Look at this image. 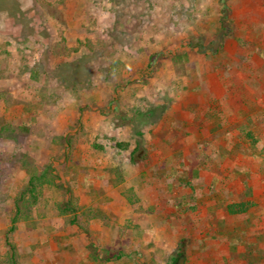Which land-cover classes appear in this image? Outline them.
Segmentation results:
<instances>
[{"label":"rangeland","instance_id":"rangeland-1","mask_svg":"<svg viewBox=\"0 0 264 264\" xmlns=\"http://www.w3.org/2000/svg\"><path fill=\"white\" fill-rule=\"evenodd\" d=\"M182 258L264 264V0H0V264Z\"/></svg>","mask_w":264,"mask_h":264},{"label":"trees","instance_id":"trees-1","mask_svg":"<svg viewBox=\"0 0 264 264\" xmlns=\"http://www.w3.org/2000/svg\"><path fill=\"white\" fill-rule=\"evenodd\" d=\"M33 179H31L30 180V183L28 184V190L31 192L32 190H33V188H35V186L33 185ZM239 211H241V212H244L245 211V209L244 208H242V209H239ZM74 222H71V224H73ZM183 262V258L182 259H180L179 261H177V263L176 264H181Z\"/></svg>","mask_w":264,"mask_h":264}]
</instances>
